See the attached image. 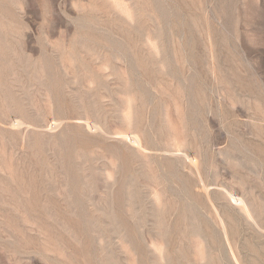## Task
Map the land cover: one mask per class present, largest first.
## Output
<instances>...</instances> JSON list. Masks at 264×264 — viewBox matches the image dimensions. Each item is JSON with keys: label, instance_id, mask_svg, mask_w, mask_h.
I'll use <instances>...</instances> for the list:
<instances>
[{"label": "rangeland", "instance_id": "374dc122", "mask_svg": "<svg viewBox=\"0 0 264 264\" xmlns=\"http://www.w3.org/2000/svg\"><path fill=\"white\" fill-rule=\"evenodd\" d=\"M0 264H264V0H0Z\"/></svg>", "mask_w": 264, "mask_h": 264}]
</instances>
